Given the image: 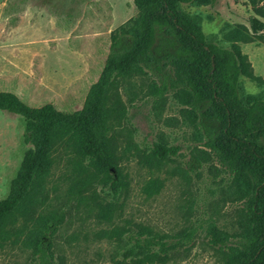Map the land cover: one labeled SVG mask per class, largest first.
<instances>
[{
    "label": "trees",
    "instance_id": "trees-1",
    "mask_svg": "<svg viewBox=\"0 0 264 264\" xmlns=\"http://www.w3.org/2000/svg\"><path fill=\"white\" fill-rule=\"evenodd\" d=\"M132 2L136 16L110 34L102 72L81 110L67 114L50 104L30 107L16 95L0 92V111L21 119L27 146L0 199V249L19 244L29 251L27 264H66L54 243L65 215L39 212L59 152L72 165L79 202H90L96 209L94 218L106 224L120 216L130 193L123 161L133 158L139 167L158 172L178 155L179 147L164 138L140 147L123 126L127 109L119 84L144 76L157 98L172 95L181 104L195 129L199 144L190 170L196 172L204 161L214 162V170L228 176L234 200L241 205L235 231L221 229L214 220L207 224L205 236L220 264H264V149L256 142L264 137V96L240 91L243 78L264 88V79L253 74L240 47L253 40L264 42V0H245L248 26L229 29L226 48L205 34L197 16L185 11L191 6L212 7L217 0ZM155 26L172 28L189 55L176 54L177 42L169 36L155 41ZM163 187V180L151 178L142 192L151 198ZM98 188L105 198H100ZM193 231L170 238L137 223L101 229L93 236L96 242L113 241L121 248L120 258L110 256L113 264H167L188 250Z\"/></svg>",
    "mask_w": 264,
    "mask_h": 264
},
{
    "label": "rangeland",
    "instance_id": "rangeland-1",
    "mask_svg": "<svg viewBox=\"0 0 264 264\" xmlns=\"http://www.w3.org/2000/svg\"><path fill=\"white\" fill-rule=\"evenodd\" d=\"M185 11L197 16L205 34L223 48L229 46L225 33L236 25L248 26L250 17L245 0H217L212 7L191 6ZM135 16L132 0H1L0 92L12 93L30 107L50 104L67 114L81 110L102 72L110 34ZM164 35L177 42L176 54L189 55L172 28L155 26V41ZM240 47L253 74L264 79V42L253 40ZM150 82L144 76L120 82L127 109L123 126L140 147L164 138L179 147L178 155L158 172L139 167L133 158L123 161L130 193L120 216L106 224L94 218L96 209L90 202H79L72 165L68 156L59 152L39 212L65 215L54 243L66 264H113L110 256L120 258L121 248L113 241L96 242L93 234L137 223L170 238L194 230L188 250L167 264H220V256L205 236L207 224L214 220L225 231L237 229L241 205L234 200L228 176L216 172V164L209 161L196 172L190 170L199 144L195 129L181 104L172 95L157 98ZM240 91L264 96V88L246 78L240 80ZM23 134L21 119L0 111V199L7 194L27 148ZM256 142L264 149V137ZM151 178L163 180L164 187L148 198L142 189ZM28 258L29 251L19 244L0 249V264H27Z\"/></svg>",
    "mask_w": 264,
    "mask_h": 264
}]
</instances>
